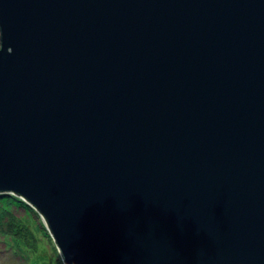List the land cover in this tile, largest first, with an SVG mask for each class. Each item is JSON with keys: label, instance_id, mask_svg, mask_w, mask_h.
I'll return each mask as SVG.
<instances>
[{"label": "water", "instance_id": "obj_1", "mask_svg": "<svg viewBox=\"0 0 264 264\" xmlns=\"http://www.w3.org/2000/svg\"><path fill=\"white\" fill-rule=\"evenodd\" d=\"M0 194L64 264H264V0H0Z\"/></svg>", "mask_w": 264, "mask_h": 264}, {"label": "rangeland", "instance_id": "obj_2", "mask_svg": "<svg viewBox=\"0 0 264 264\" xmlns=\"http://www.w3.org/2000/svg\"><path fill=\"white\" fill-rule=\"evenodd\" d=\"M34 217V220L24 218L20 222L23 228L19 232L14 226L16 234L0 232V264H64L43 218L39 214Z\"/></svg>", "mask_w": 264, "mask_h": 264}, {"label": "trees", "instance_id": "obj_3", "mask_svg": "<svg viewBox=\"0 0 264 264\" xmlns=\"http://www.w3.org/2000/svg\"><path fill=\"white\" fill-rule=\"evenodd\" d=\"M36 210L25 201L14 195L0 194V232L1 234L15 233L23 228L20 222L25 218L36 219ZM12 220V223H11ZM13 223L15 225H13ZM19 223V224H18ZM41 226V224H39ZM17 227V229L14 230ZM33 231V230H32ZM45 232V231H44ZM47 232H45L46 234ZM47 235V234H46ZM33 240L34 236L32 233Z\"/></svg>", "mask_w": 264, "mask_h": 264}, {"label": "clouds", "instance_id": "obj_4", "mask_svg": "<svg viewBox=\"0 0 264 264\" xmlns=\"http://www.w3.org/2000/svg\"><path fill=\"white\" fill-rule=\"evenodd\" d=\"M9 51H11V49H9Z\"/></svg>", "mask_w": 264, "mask_h": 264}]
</instances>
